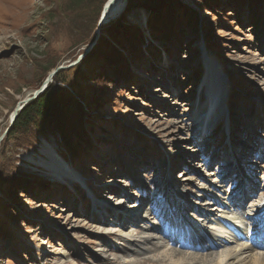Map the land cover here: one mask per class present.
<instances>
[{
	"label": "rangeland",
	"instance_id": "374dc122",
	"mask_svg": "<svg viewBox=\"0 0 264 264\" xmlns=\"http://www.w3.org/2000/svg\"><path fill=\"white\" fill-rule=\"evenodd\" d=\"M104 1L0 0V138L17 104L57 67L65 73L54 87L75 97L84 114L69 142L48 132L1 140L0 264H172L176 255L182 264H252L264 254V0H253L252 14L225 0L207 8L202 0H163L175 7L153 16L175 11L165 14L173 30L181 31L171 25L178 11L189 10L174 45L151 33L142 6L99 28ZM125 20L142 36L144 58L134 63L128 55L134 40L123 42L117 28L105 34ZM91 45L87 68L82 62ZM112 47L125 57L133 82L118 78L116 64L99 60ZM206 64L216 65V73L209 69L215 81L221 70L228 87L220 99L228 119L197 136L191 128L199 127L200 106L215 99L202 84ZM50 159L61 163L60 173ZM15 172L49 189L34 185L37 194L18 193L9 205L1 192ZM226 220L245 228L257 247L210 230ZM156 223L178 232L165 233L162 242L148 232ZM138 226L143 234L136 235ZM192 226L204 241L190 235ZM254 227L263 231L252 233Z\"/></svg>",
	"mask_w": 264,
	"mask_h": 264
},
{
	"label": "trees",
	"instance_id": "16d2710c",
	"mask_svg": "<svg viewBox=\"0 0 264 264\" xmlns=\"http://www.w3.org/2000/svg\"><path fill=\"white\" fill-rule=\"evenodd\" d=\"M105 1L103 2V4L105 3ZM225 1L230 2L229 6H232L233 9H235V11L236 10L240 11V9H242L244 5H246L247 9L251 12V14L252 12L256 11L255 6L253 5V0H225ZM151 2L157 4L155 5L156 7H151V5H149L151 4ZM201 2L202 4L206 5L205 6L206 8L210 4H213V6L217 7V5L212 0H202ZM171 4L172 1L167 3V1H163V0L162 1L161 0H126L124 13L123 16L121 15V18L122 20L126 18V14H128L129 12L128 10H130L131 6H135V5L142 6L143 8H145V10L149 11L151 15L149 17V22H148L149 23L148 26L150 28L151 33H156L157 38H159L160 40H164L168 42L171 41V45L180 44L181 38L179 34L184 33V29L182 25H183V21L184 23L188 21V19L184 17L189 15V10L183 7L182 10L178 11L181 14V17L178 18L177 16L176 20L173 22V24H171V25L180 24L181 31H177L175 29L173 30L172 27L166 22L167 20L165 14L167 12H175V11H164V13L163 12L159 13V11H157L158 12L157 19L155 18V16H153V11H155L156 9L160 10L162 7H168V9L174 8L175 5L172 6ZM262 4H264V1ZM179 7L181 8V6ZM159 21H161L160 22L161 24H159ZM253 22L256 24L257 20L255 19V21ZM159 27L161 28L159 29ZM116 28L118 29L117 36L121 37L123 42H127L128 45L130 46H131V41L134 40L133 43L135 42L134 49L136 51H133L134 49L132 50L131 48L128 49L129 51L128 55L130 57L129 58L130 61L134 63L135 61H138V59L140 58L143 59L144 55L141 53L139 49V42L141 41L142 38L139 29L137 30L136 26L134 27L130 26V24L127 23L125 20L124 22L116 24L114 27L108 28L105 31V34L109 35L112 31H115ZM120 28L121 31H119ZM124 36H126L127 38H125ZM108 46H110V43L107 46L104 45V48L102 47V49L105 50ZM93 48L94 46L92 47V50ZM92 50L83 57L82 63L85 64L84 65L85 67H87L88 65H90L91 62L94 61L92 59L94 58L92 56L93 55ZM153 50L154 49H150L149 53L156 55ZM114 52H115V47L110 48L108 51L109 54L107 53V55L102 56L99 60L104 58L102 60L103 63L107 62V64H110L111 66L113 65L115 66L116 64L115 70L120 71L118 73V78L123 79L124 81L130 80L129 82H133L131 81L133 80V78H130L131 76H129L128 63L125 60V57L120 54L121 52L120 53L119 52L114 53ZM112 53L113 56H108L111 55ZM64 73L65 71L63 70L58 71L53 76L52 82L50 81V83H48L44 92L24 106V108L18 113L14 123L12 124L7 134L5 135L4 142L10 140H16L20 136H21L20 138L29 137L32 132H37L38 134H40L41 132L43 134L47 132L50 134L58 133L63 140L69 142L70 137L67 138L66 136L72 134V131L77 130L79 126L80 128H82L81 123H82V116L84 114L82 112V109L79 108V103L75 101L76 98L69 97L68 95L63 94L62 92L61 93L58 92L59 89H56L53 84L54 80H56L59 75L61 76ZM81 77L85 79V76H81ZM69 106L71 107L69 108ZM67 108H69V111H67ZM82 134L83 133L80 134V136H82L81 139H84ZM89 141L90 140H88L87 145L90 147L92 144H89ZM68 142L64 143L67 147L69 145ZM77 145L78 147H80V144ZM83 147H84L83 149L87 148L86 146ZM75 153L76 152L74 151L73 154ZM73 156L76 159L79 158L77 157L78 155L77 156L73 155ZM5 181H8L9 184L5 186L1 194H2V200L6 201V203L9 205L12 204L14 205L17 203L18 200L16 197H18V193L32 194V195L37 194V192L34 189V185L39 186V189L40 188L47 190L49 189V185L47 183L42 182L40 180L39 181L31 180V178L28 175H23L17 172H15L11 177H8V179H5ZM8 235L9 233L7 234L5 233L4 236L8 238Z\"/></svg>",
	"mask_w": 264,
	"mask_h": 264
},
{
	"label": "bare ground",
	"instance_id": "6f19581e",
	"mask_svg": "<svg viewBox=\"0 0 264 264\" xmlns=\"http://www.w3.org/2000/svg\"><path fill=\"white\" fill-rule=\"evenodd\" d=\"M125 0H113L110 4H109V6H108V13L110 14V16H112V19H110V21H113V20H115L116 19V17L118 16V14L120 13V15H121V13L123 12V10H124V6H125V2H124ZM119 15V16H120ZM100 18V17H99ZM101 26H103V25H101ZM100 26V27H101ZM99 27V28H100ZM206 60V62H207V60H209V63H211L212 62V60L210 59V58H206L205 59ZM208 63V62H207ZM206 67H207V69H206V74H204L203 75V81H202V84L203 85H209L208 86V90H210V93L211 94H214V97H215V99H214V101H213V103H212V105H209V104H206L205 106L204 105H202V106H200V108H201V114L200 115H198V118H197V120L196 121H194L195 123H196V126H199L198 127V129H195V126L193 127V128H191V131H192V133H195L197 136L198 135H200L199 133H201V132H197L199 129H207V128H209L210 126H211V123L212 124H214V125H216V124H220L221 122H224V120H227L228 119V117H227V113H226V111L224 110L225 109V103H220L221 101H220V99L221 98H223L222 97V94H224V92H226V91H228V87H224V82H223V78L219 75L220 73H221V70H220V73H217V77L219 76V78H218V80L219 81H215L214 79H215V77H212L211 76V74H210V72L212 71V73H216L217 71L215 70L216 68V65H215V67H213L212 65L210 66V68H208V66H207V64L205 65ZM211 71H210V70ZM46 80V79H45ZM44 80V81H45ZM209 80H211L210 82H207V81H209ZM48 85V84H47ZM47 87V86H46ZM203 88V87H202ZM201 101V100H200ZM223 102V101H222ZM200 103V102H199ZM202 103V102H201ZM197 108H199V107H197ZM196 108V109H197ZM15 113V112H14ZM13 113V114H14ZM13 114H12V116H13ZM196 115H197V113H196ZM197 122H199V123H197ZM202 125H203V127H202ZM205 125L207 126V127H205ZM44 155H45V157L46 158H48L51 154H50V152H49V150L48 149H46V151L44 152ZM50 162H51V167H54V169L57 171L56 173H60L59 172V168H58V166L61 164H59L57 161H55V160H53V159H50ZM54 162H55V165H53L54 164ZM50 167V166H49ZM70 177V176H69ZM74 178H76V177H74ZM243 194H246V192L244 191L243 192ZM239 198H241V195L239 196ZM240 200H242V199H240ZM104 209V208H103ZM190 209V208H189ZM173 210V209H172ZM193 210V209H192ZM192 212V211H191ZM189 213V212H188ZM239 215V214H238ZM231 217V216H230ZM133 218V217H132ZM136 218V217H135ZM155 218H157L156 216H155ZM236 218V216L235 215H232V217H231V219H235ZM240 217L238 216V218H236V219H239ZM225 219H226V217H225ZM228 219V218H227ZM235 219V220H236ZM129 221V223H132L133 222V219H130V217L129 216H126V217H124L123 218V221ZM147 220V219H146ZM240 220V219H239ZM237 221V220H236ZM219 222H221V221H219ZM231 222L229 221V220H226V221H223V223L222 224H224L225 226H227L228 228L230 227V224ZM219 224V223H218ZM232 227H234V225L232 226ZM231 227V228H232ZM240 227H242V226H239V228ZM148 228V232H153V233H157L158 235H160V236H162V238H161V240H162V242H165V241H168V237L167 236H165V233H169L170 235L171 234H175V233H177L178 232V229H176L175 227H168V226H165V225H161V224H159V223H156V224H151L149 227H147ZM190 230H191V232H193V234H195V235H193V237L194 238H198L199 237V235H197V228H195V227H190L189 228ZM216 228H214V229H210L211 231H214ZM220 231L221 230H223L221 227H219L218 228ZM235 229H238V228H235ZM253 229H255V230H258V228L257 227H254ZM199 230V229H198ZM239 230V229H238ZM242 230V229H241ZM136 235H140V234H143V232L145 231V229L143 228V227H139L138 226V228H136ZM147 232V233H148ZM223 232V231H222ZM243 232V231H242ZM226 234L227 232L226 231H224L223 232V234ZM239 234H241V231H239ZM197 236V237H196ZM210 236V235H209ZM209 236H207V238H211V237H209ZM221 236H223V235H221ZM150 239H153V240H155V238H150ZM150 239H149V241H150ZM152 240V241H153ZM242 241H244V239H241V238H239V239H237V242H242ZM135 242H137V241H135ZM208 243V242H207ZM251 244V243H250ZM183 246V245H182ZM154 248H157L158 249V246H156V247H154ZM245 248H247V247H245ZM252 248H254V247H252ZM178 252V251H177ZM182 253V252H181ZM180 254V253H179ZM176 256H178V255H176ZM176 256H175V258H176ZM174 258V260H173V262H172V264H182V263H180L181 262V259L182 258H177V259H175ZM252 261V260H251ZM145 262V261H144ZM143 262V263H144ZM142 263V264H143ZM232 263V262H231ZM252 264H264V254L263 255H258L257 257H255V256H253V261L251 262Z\"/></svg>",
	"mask_w": 264,
	"mask_h": 264
},
{
	"label": "water",
	"instance_id": "95a60500",
	"mask_svg": "<svg viewBox=\"0 0 264 264\" xmlns=\"http://www.w3.org/2000/svg\"><path fill=\"white\" fill-rule=\"evenodd\" d=\"M113 0H107L101 10V14H100V18L98 21V27H100L101 25H105L107 23L110 22V19H112V16H110V14L108 13V6L109 4L112 2ZM125 5H126V0H125ZM92 48V45L88 48V50L85 51L84 55H86ZM75 63L71 64L70 66H73ZM61 69H64V67H57L55 70H53L46 78V80L42 83V85L39 87L38 90H36L33 94L29 95L28 97H26L25 99H23L21 102H19L17 104V107L15 109V113L13 114L11 120H10V124L9 127L6 129V131L4 132L3 136L0 138V142L3 139V137L7 134L8 130L10 129V127L12 126V124L14 123L18 113L24 108V106L26 104H28L30 101H32L33 99H35L36 97H38L40 94H42L47 86V84L51 81V79L53 78V76Z\"/></svg>",
	"mask_w": 264,
	"mask_h": 264
}]
</instances>
